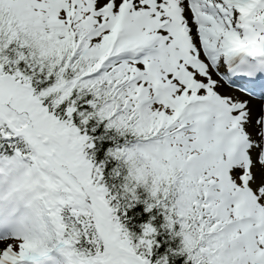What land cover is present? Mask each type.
Instances as JSON below:
<instances>
[{"label": "snow or ice", "instance_id": "6c2138e0", "mask_svg": "<svg viewBox=\"0 0 264 264\" xmlns=\"http://www.w3.org/2000/svg\"><path fill=\"white\" fill-rule=\"evenodd\" d=\"M0 264H264V0H0Z\"/></svg>", "mask_w": 264, "mask_h": 264}]
</instances>
